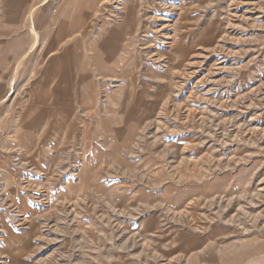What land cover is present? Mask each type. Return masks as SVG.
<instances>
[{"label":"rangeland","instance_id":"obj_1","mask_svg":"<svg viewBox=\"0 0 264 264\" xmlns=\"http://www.w3.org/2000/svg\"><path fill=\"white\" fill-rule=\"evenodd\" d=\"M0 264H264V0H0Z\"/></svg>","mask_w":264,"mask_h":264},{"label":"crops","instance_id":"obj_2","mask_svg":"<svg viewBox=\"0 0 264 264\" xmlns=\"http://www.w3.org/2000/svg\"><path fill=\"white\" fill-rule=\"evenodd\" d=\"M17 30H18V28L13 29V31H17ZM71 31H72V29H71ZM16 41H17V43H15V44L20 45L19 39H17Z\"/></svg>","mask_w":264,"mask_h":264}]
</instances>
